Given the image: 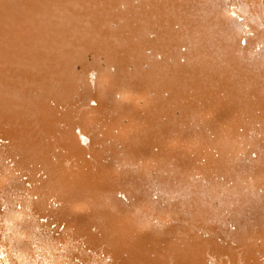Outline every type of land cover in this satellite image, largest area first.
<instances>
[{"label":"bare ground","instance_id":"6f19581e","mask_svg":"<svg viewBox=\"0 0 264 264\" xmlns=\"http://www.w3.org/2000/svg\"><path fill=\"white\" fill-rule=\"evenodd\" d=\"M0 264H264V0H0Z\"/></svg>","mask_w":264,"mask_h":264}]
</instances>
